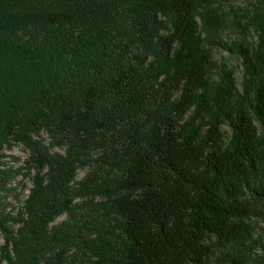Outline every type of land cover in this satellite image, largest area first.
I'll return each mask as SVG.
<instances>
[{"label": "trees", "instance_id": "trees-1", "mask_svg": "<svg viewBox=\"0 0 264 264\" xmlns=\"http://www.w3.org/2000/svg\"><path fill=\"white\" fill-rule=\"evenodd\" d=\"M246 1L227 44L226 0H0V264H264V0Z\"/></svg>", "mask_w": 264, "mask_h": 264}, {"label": "rangeland", "instance_id": "rangeland-1", "mask_svg": "<svg viewBox=\"0 0 264 264\" xmlns=\"http://www.w3.org/2000/svg\"><path fill=\"white\" fill-rule=\"evenodd\" d=\"M249 7L247 5L246 0H226L223 6V12L225 13V29L223 32H221L218 36V41H221L222 43L230 44L234 41H241L243 39L242 34L238 31L236 27L237 18L234 14H232V11L237 12V16L241 15L242 11L245 9L247 10ZM246 41L248 42H254L256 40V34L253 30L249 31L248 36H245ZM211 56L212 60L215 61L217 64L221 66H225L228 69H233L235 71V78L237 82L240 81L241 77V67L239 66L240 60L229 53L226 49H223L221 46H215L211 49ZM44 139H48L45 134L42 135ZM53 152L57 153H63L64 150L61 148H54ZM4 155L6 156V162L7 166H10L13 168V170H19L25 166V161L28 158V152L21 146H13L10 150H5ZM88 171V168L80 170L78 172L76 181L81 180L86 172ZM25 171L20 172L17 174L13 181V187L17 188V185L20 183H25L26 190L23 192L24 195L28 194V190L31 188V183L28 179L23 178L22 173ZM8 203L10 204L11 208H17L19 205L18 203L13 199L9 198ZM65 216H62L56 220L54 224H59L60 222L65 220ZM3 245V239L0 237V246Z\"/></svg>", "mask_w": 264, "mask_h": 264}]
</instances>
